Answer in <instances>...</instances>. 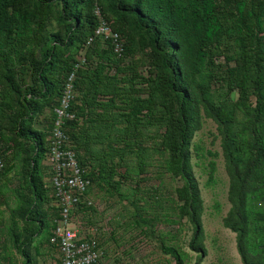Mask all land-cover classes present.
<instances>
[{"label": "trees", "instance_id": "1", "mask_svg": "<svg viewBox=\"0 0 264 264\" xmlns=\"http://www.w3.org/2000/svg\"><path fill=\"white\" fill-rule=\"evenodd\" d=\"M96 6L123 39L120 54L99 36L84 48ZM81 49L74 117L64 129L90 180L84 195L96 188L126 200L127 223L146 236L157 234L158 223L186 222L194 264H201L204 204L192 156H204L194 136L210 119L228 177L222 225L235 233L242 264H264V0H0V176L19 169L14 210L35 225L32 235L57 216L56 208L52 220L42 209L51 193L41 180L43 159ZM207 167L209 182L215 161ZM166 175L175 198L164 207ZM88 211L92 204L76 213ZM165 233H158L161 252L188 264ZM30 242L19 243L25 264Z\"/></svg>", "mask_w": 264, "mask_h": 264}, {"label": "rangeland", "instance_id": "2", "mask_svg": "<svg viewBox=\"0 0 264 264\" xmlns=\"http://www.w3.org/2000/svg\"><path fill=\"white\" fill-rule=\"evenodd\" d=\"M215 134V124L210 119H205L202 128L194 136V141L202 147L204 154L203 157L192 156L193 170L204 204L202 224L207 253L201 264H242L236 249L235 233L222 225V218L229 208L228 177L220 154L219 140ZM209 159L215 161V168L213 178L208 182ZM162 179L160 190L162 203L164 207L172 206L175 183L168 175ZM159 182L160 179H151L146 183L158 186ZM88 198L91 199L95 211L79 212L76 216L80 227L95 224L103 227L99 247L104 251L105 264H174L159 248L158 233L167 231L168 234L165 233L163 241L177 246L188 256V264H194L196 253L191 251L187 244L191 230L186 222L167 225L158 223L157 234L154 237L146 236L127 223L130 209L126 200L120 201L116 195L108 196L96 188ZM46 230L47 228L42 229L36 241L44 239Z\"/></svg>", "mask_w": 264, "mask_h": 264}, {"label": "built area", "instance_id": "3", "mask_svg": "<svg viewBox=\"0 0 264 264\" xmlns=\"http://www.w3.org/2000/svg\"><path fill=\"white\" fill-rule=\"evenodd\" d=\"M94 13L97 24L94 32L85 39L84 48L92 43L94 37L99 36L109 40L113 51L120 54L122 37L112 29L110 22L100 14L97 6ZM83 50H80L74 68L64 79L59 104L54 108L55 116L43 159L48 171L44 186L50 190L57 209L49 243L56 246L61 264H105L104 251L99 247L103 227L100 224L80 227L76 216L80 205L92 204L91 199L84 195L90 180L84 176L85 169L78 164L64 129L65 120L74 117L69 108L74 97L75 69L84 60ZM3 168L4 160L0 155V171Z\"/></svg>", "mask_w": 264, "mask_h": 264}, {"label": "crops", "instance_id": "4", "mask_svg": "<svg viewBox=\"0 0 264 264\" xmlns=\"http://www.w3.org/2000/svg\"><path fill=\"white\" fill-rule=\"evenodd\" d=\"M47 112L46 110L45 115ZM43 116L41 115L39 118L40 122L42 121L40 123L42 128L47 125ZM18 173L19 169L16 168L0 176V264H25L26 260L20 252L19 243L28 238H31V242L25 247L24 254L30 256L31 264H61L57 248L51 245L47 239L52 228L46 230L43 240L36 241L42 230L32 235L31 231L34 230L35 225L24 223L17 217L14 210L18 204L16 191L20 189L19 184L22 179ZM47 177L46 169L41 180L44 182ZM22 191L25 192L21 189L20 192L22 193ZM50 194H47L48 198L42 209L48 212V217L52 220L53 208L56 207Z\"/></svg>", "mask_w": 264, "mask_h": 264}]
</instances>
